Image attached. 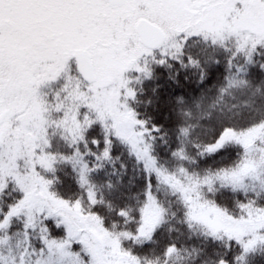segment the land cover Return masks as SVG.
Returning <instances> with one entry per match:
<instances>
[{
    "label": "snow or ice",
    "instance_id": "snow-or-ice-1",
    "mask_svg": "<svg viewBox=\"0 0 264 264\" xmlns=\"http://www.w3.org/2000/svg\"><path fill=\"white\" fill-rule=\"evenodd\" d=\"M0 264H264V0H0Z\"/></svg>",
    "mask_w": 264,
    "mask_h": 264
}]
</instances>
